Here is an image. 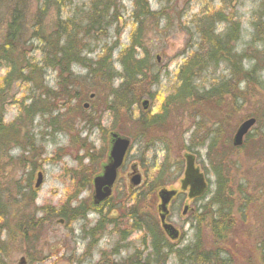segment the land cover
Wrapping results in <instances>:
<instances>
[{
  "label": "rangeland",
  "instance_id": "obj_1",
  "mask_svg": "<svg viewBox=\"0 0 264 264\" xmlns=\"http://www.w3.org/2000/svg\"><path fill=\"white\" fill-rule=\"evenodd\" d=\"M94 1L68 0L64 6L60 4L63 7H48L44 13L41 0H0V43L7 23L15 9L18 10L24 43L20 51L41 67L44 63L41 62L42 44L33 38L36 30L49 35L57 32L61 23L68 22V32H71L74 22L83 31L81 44L87 45L86 56L95 61L111 53L115 71L122 73L120 53L130 45L136 28L132 18L133 1L119 0L116 20L108 26L103 24L100 32L94 25L84 33ZM148 2L152 10H161L166 15L160 16L165 18L161 21L150 18L141 40L154 64L146 71L144 79L118 90L126 99L136 93L140 98L138 104L128 108L115 107L117 112L111 109V91L120 86L122 77L109 79L107 74L99 73L95 79H86L88 72L79 64H73L69 74H63L67 79L62 89L58 71L49 65L40 71L41 80L39 70L33 74L36 84L18 80L4 86L8 68L0 65V116L5 124H14L0 149V264H19L21 257L27 259L26 264H97L102 255L106 257L102 261L104 264L105 261L122 260L141 248L139 237L143 234V231H133L124 242L120 238L122 223L129 225L120 220L126 214L128 202L140 193L143 207L160 226L158 206L162 188L178 190L168 205L166 219L180 231V236L176 240L167 236V240L175 249L193 244L199 227L203 248L208 249L209 244H213L210 230L200 218L202 206L216 186V165L221 166L223 175L230 180L228 186H232L235 210L248 209L246 214L236 213L230 238L220 245V251L229 253L230 260L226 264H263L264 29L263 34L257 33L254 23L260 20L264 24V0ZM219 13L226 20H217ZM94 19H97V13ZM206 19L211 21L205 27L206 33H212L214 38L229 29L236 32L229 41L231 50L241 53L245 69L254 65L257 69L247 79H233L232 92L217 100L216 97L207 98L206 91L216 83L230 79L229 68L236 61L225 58L218 65L206 67V64L194 78L199 94L204 93L198 97L176 98L174 93L179 85L180 69L189 59L207 56L208 44L200 32L201 21ZM157 56L159 60H156ZM156 76L157 83H154ZM72 83H76V89ZM45 86L56 94L47 97ZM76 92L82 95L81 101L73 99ZM144 99L149 100L147 108L143 107ZM34 100H40L39 108L44 111L38 110L27 116L23 108ZM252 115L257 116L255 125L245 135L243 143L235 146L233 138L237 128ZM156 116L157 120L150 122ZM113 131L132 141L113 193L101 209V213L117 220L120 229L109 224L96 237V244L87 249L91 238L86 235H90L88 231L102 216L100 212L88 209L84 218L61 223L63 218L49 214L67 203L72 207L82 202L90 205L92 180L107 159ZM187 153L195 155L196 165L210 181V189L193 200L188 197V189H181ZM133 166L142 177L138 186L130 182ZM39 172L42 181L36 187ZM160 173L163 176L160 177ZM151 184L154 192L149 189ZM240 192H246L249 201L240 198ZM186 205L188 209L184 213ZM34 216L48 217L51 221H43L37 237L24 243L14 224L19 217L27 220ZM115 248L117 255L112 252ZM167 264L184 263L172 254Z\"/></svg>",
  "mask_w": 264,
  "mask_h": 264
},
{
  "label": "trees",
  "instance_id": "obj_2",
  "mask_svg": "<svg viewBox=\"0 0 264 264\" xmlns=\"http://www.w3.org/2000/svg\"><path fill=\"white\" fill-rule=\"evenodd\" d=\"M66 1L68 0H41L44 13L48 7H58V5L63 7L66 4ZM70 1L71 0H69V2ZM132 1L134 4L132 18L136 23V28L131 37L130 45L126 46L120 53L122 73L115 71L112 64L111 53L102 55L95 61L86 56L85 49L87 45L85 43L81 44L84 39V34L82 35L83 31H80L74 22L72 23L71 32H68V22L65 25L61 23V27H58V31L52 32L49 35L36 30L33 38L40 41L42 44L41 48L43 52V59L41 62L43 61L44 63H42L40 67L36 62H31V58L27 57L24 55V52L20 51V46L24 44L22 42V18L19 11L15 9L11 19L7 23L5 35L0 43V65H6L8 68V72L3 80L4 86L9 85L12 81L18 80L36 84V77H34L33 74L39 70V79L41 80L40 71L45 67V65H49L55 67L58 71L60 79L59 87L62 89L64 87V81L67 79L63 77V74H69L71 66L73 64H79L84 66L88 72L85 77L86 79H95V77L99 76V73L102 75H104V73L107 74L109 79H113L118 76L122 77V83L120 86L111 91V109H114L117 112L118 110L115 107L128 108L131 105L138 104L140 98L136 97V93L131 94L130 97L126 99V96L118 93V90L130 87L136 82L144 79L146 77V71L154 64L151 60L149 52H146L141 40L143 38L144 28L147 27L146 25L148 20L150 18L158 19L159 21L164 20L165 18H160V16L165 15V13L161 10H152L149 6L148 0ZM118 2L119 0H95L91 4V13L87 19L90 20V22L87 21L88 25L85 28L84 33H88L90 28H93L94 25H97L98 32H100L103 24L108 26L116 20L118 15ZM60 4H63V6ZM95 13H97V19H94ZM109 14L111 15L109 16ZM108 16L109 19L107 18ZM217 17V20H226V17H224L222 13H219ZM41 19L42 17L39 20ZM210 22L211 21L207 22V19L205 21H201L202 25L200 29L202 39L204 38L208 44V48L206 49L207 56L200 59L199 57H195L192 60L189 59L180 69L179 85L174 93L176 98L184 99L194 97L195 95L196 97L201 96L204 92L199 94V87L195 83L194 79L195 75L204 70L207 66L218 65V63L225 60V58H234L236 61V63L229 68L231 78L213 85L209 91H206L207 98L216 97L217 100H220L223 94L232 92L231 82H233V79L238 77L247 79L257 69L256 65L249 69H245L242 63L241 53H234L231 50L229 41L232 37V33L236 32H232L229 29V32H226L224 35H218L214 38L212 33H206L205 27L207 24L209 26ZM254 27L257 33L263 34V32H261L264 29L262 21L258 20L255 22ZM235 31H237L239 36V26L236 25ZM92 36L96 39V35L94 33ZM249 58L253 59L252 57ZM204 65H206L205 68ZM154 78L156 79L154 83H157V76ZM67 81H69V79ZM75 84L76 83H72L74 88ZM44 88L46 90L45 94L47 97L54 96L56 94V92L51 88L46 86ZM81 96L82 95L80 93L76 92L73 99L77 100V102L81 101ZM44 98H46V96ZM38 102L34 100L28 106H24L23 110L27 116L36 114L38 110L39 112L44 111L39 108ZM252 116L257 118L256 115ZM157 118V116L154 117L150 122H154ZM12 126H14V124H5L0 116V149H2V146L5 143V137L9 136ZM213 145L214 143H211V146ZM214 170L216 175V186L212 196L202 206L203 214L202 218H200L201 222L205 221L207 223V227L210 230L213 244H209L208 249L203 248V238L199 227H197L198 233L196 234V239L193 244H188L182 248L175 249L174 245L167 240V236L160 228L156 218L149 213L145 207H143L142 197L139 193L138 196L136 195V197H132L134 200L128 202V205L125 208L126 214L122 215L120 218L123 222H129L128 227L126 223H122L121 227H123V230H120L122 233L120 238L122 242H124L130 237L129 234L133 231H143V234L139 237L142 249H135L131 254L122 260L115 259L113 261H105V264H167L172 254L184 264H226V262L230 260L229 253L220 251L222 250L220 245H223L222 243L230 238L229 236L235 226L234 221L236 213L242 212L243 214H246L248 209L245 210L240 208L235 210L234 201L232 200L234 197L232 196L234 195L232 194V186H228L230 180L223 175L224 172L222 171L220 165L214 166ZM161 175L162 173H160V177ZM156 181H158L157 178ZM153 184H151L149 189L154 192ZM149 189L147 191L148 193H150ZM245 194L246 192H240V198H247V201H249V198L245 196ZM103 206L104 205L101 207H92L91 205L86 204V202H82L78 206L72 207L71 204L67 203L58 211L53 210V212L49 215L61 217L66 221H71L84 218L86 215L85 212L88 209L97 210V212L101 213ZM110 207H112V205ZM101 214L102 216L97 221L95 226L88 231L90 235H86V237L91 238L87 249H90L96 244V237L106 230L109 224H112L116 230L120 229V226L116 224V219L108 217L106 213ZM39 218L34 216L33 218L27 220L22 217L16 219L17 223L14 225L18 227L17 233L23 237L24 243H27L32 238L37 237L39 227L43 224V221H51L48 217H45V219ZM120 245L124 248L126 247V244L124 243H119V246ZM261 247L264 249V240ZM112 252L113 255L118 254V250L116 248L113 249ZM224 253L226 254L224 255ZM105 259V255H102L101 261L97 264H104L102 261ZM261 262L264 264V252L261 256Z\"/></svg>",
  "mask_w": 264,
  "mask_h": 264
},
{
  "label": "water",
  "instance_id": "obj_3",
  "mask_svg": "<svg viewBox=\"0 0 264 264\" xmlns=\"http://www.w3.org/2000/svg\"><path fill=\"white\" fill-rule=\"evenodd\" d=\"M159 60V56H157ZM143 107L147 108L149 104L148 99L143 100ZM257 119L249 117L245 119L237 128L233 143L239 146L243 143L245 135L255 125ZM132 141L130 137L120 134L117 131L111 132L109 140V150L107 159L101 164V171L97 173L93 180V195L90 204L92 207H99L106 202L112 195L114 186L118 180L120 171L125 164L128 153L131 149ZM186 167L184 171V178L181 179V189L186 191L188 189V197L190 199L198 198L206 193L209 188L207 175L196 165L195 155L187 153L185 155ZM42 181V173H38L36 187H39ZM142 177L137 172V167L133 166V173L130 182L133 186L141 184ZM178 194V190L162 188L159 191L161 204L158 209L160 211L161 225L167 236L176 240L180 236V231L171 223L167 222L166 217L168 213V205L170 201ZM188 205L185 206L184 213H186ZM63 222V220H60ZM19 264H26L25 257H21Z\"/></svg>",
  "mask_w": 264,
  "mask_h": 264
}]
</instances>
